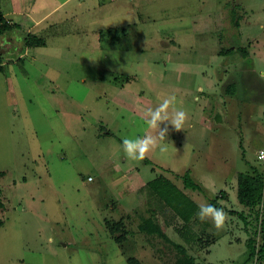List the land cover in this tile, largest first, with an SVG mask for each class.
<instances>
[{"label":"rangeland","instance_id":"1","mask_svg":"<svg viewBox=\"0 0 264 264\" xmlns=\"http://www.w3.org/2000/svg\"><path fill=\"white\" fill-rule=\"evenodd\" d=\"M47 1L64 5L33 32L44 45L25 46L35 30L24 16H8L20 26L0 38V264H172L175 244L198 264L247 263L249 241H264V213L240 204L237 179L264 176V86L247 103L227 97L220 76L232 77L238 57L220 52L231 37L264 50V0ZM0 7L7 14L8 0ZM245 60L264 81V59ZM168 95L187 113L182 129L162 122L167 150L127 158L122 138L158 134L148 113ZM186 172L202 191L185 188ZM161 175L198 205H223L224 226L197 212L185 227L177 213L190 210L187 200L147 187ZM152 215L166 238L140 230ZM119 222L122 244L108 228Z\"/></svg>","mask_w":264,"mask_h":264},{"label":"trees","instance_id":"2","mask_svg":"<svg viewBox=\"0 0 264 264\" xmlns=\"http://www.w3.org/2000/svg\"><path fill=\"white\" fill-rule=\"evenodd\" d=\"M17 28L18 25L10 24L4 19L2 11L0 9V38H4L6 34H10ZM40 45H44V43L38 39L36 40V38L32 37V35H28L27 38H25L26 47L40 46ZM233 52L234 49L230 48L225 52V54H229ZM0 70H2L1 67ZM237 182H238L237 196L241 205L245 206L246 208H249L250 210H254L257 207L259 208L260 206H262V204L264 203V176L262 173H260L258 170H255L253 174L240 173L238 175ZM184 184H185V188L187 189L202 191L201 186L193 181V179L190 177L189 172H186V175H184ZM147 187L151 188L153 190V193H156L161 197L164 196L165 198H169L171 192H176L178 196L181 197V199L187 200V205L190 209L187 213L184 214L177 213V211L179 210L178 204L177 206L171 204V208L184 221L185 227H187L190 223H193L195 214L198 212L197 204L193 200L189 199L187 195H184V193L181 192L179 188H177L174 184H172L168 179H166L164 176L161 175L155 180L147 183ZM213 202L215 203L213 205L219 208L217 202L216 201ZM3 209H4V204L2 203L1 200V191H0V213ZM154 217L155 216L152 215V217L143 220L142 224L139 226L140 230L148 234H158L160 237L166 238V235L163 233L162 230H160L158 223L156 219H154ZM154 220L156 221L157 224L155 223ZM2 224L3 223L0 218V228L2 227ZM263 225H264V221H263ZM108 228L110 230L111 235L114 237L115 241L118 244H122L125 242L127 235L125 234L126 232L124 231H126V228L125 226H123L122 222L115 224L109 223ZM262 231L264 233V227ZM200 240L201 242H204L203 238H201ZM248 245L250 247V253L247 263L245 264H252L255 258L258 259L257 258L258 254H260L261 256L264 254V241L258 249L256 248L257 244L255 242V239L254 240L251 239ZM174 248L177 254H176V261L172 264H198L196 262L195 257L190 255L186 247L179 244H175ZM127 263L142 264V262L135 257L128 258Z\"/></svg>","mask_w":264,"mask_h":264},{"label":"crops","instance_id":"3","mask_svg":"<svg viewBox=\"0 0 264 264\" xmlns=\"http://www.w3.org/2000/svg\"><path fill=\"white\" fill-rule=\"evenodd\" d=\"M70 1L67 0L66 3ZM9 2V8H8V13L4 14L2 8L0 7L3 17L4 19L10 23V24H15L20 26V24L9 20L8 16L12 15V16H16V17H26L28 18V23L31 25V29L35 30V31H30L29 35H33V32H42L44 30H46V27L49 25H53L56 22L52 20V18L57 15V13H59V8L60 6H63L64 4H61L59 7L54 8L53 10H49V6H48V1L47 0H33L32 2H30L28 4L27 0H8ZM69 12H72L69 11ZM66 13V17H70L73 15V13ZM222 25L224 27L230 28L231 29V23L228 27V25H226V23L224 22V20H222ZM232 26H234L233 29H240V25L238 23H235L232 20ZM232 30V29H231ZM240 32V31H239ZM232 34L235 35V33L232 32ZM229 40H231V46L230 48L234 49L233 53H229V54H225V52L227 51H221L220 54L222 55H234L238 57V59H235L234 62H236V66L235 68L236 71L232 74V77L229 78L228 80H226L225 75L224 76H220L222 79V83H225L223 86V89L225 90V95L228 97V95L230 96L229 98L235 100V99H240L242 102L247 103V100L251 101V98H249L250 96H254L257 92H260V90H262V94H263V86H264V81L262 80V78L260 77V75L258 74V72L255 70V66L251 67L250 63L247 64L245 61V59L251 58V55L255 56L258 59H261V61L264 59V50L261 48V46H257L254 47L252 49V51H250V46L248 44V48L243 46V45H238L235 44L236 42L234 41V39L231 37L229 38ZM14 37L13 36H8V41L7 44L9 46H12V42H14ZM11 49V48H10ZM238 49V50H236ZM243 52V53H242ZM235 58V57H234ZM0 67L2 68V64H0ZM261 75L264 76V73L261 72ZM248 77V78H247ZM217 87V85L214 83L213 79H209L208 83H207V88L212 89ZM200 90L203 91V87H199ZM243 89V90H242ZM243 91V95L245 97V99L242 100V92ZM224 92V91H223ZM250 92H255L254 94H250ZM224 94V93H223ZM133 95V94H132ZM210 96V95H209ZM136 100H140L139 97H136ZM246 101V102H245ZM220 117L219 114H216V116H214L211 120H217V118ZM222 120V118H220ZM209 124V123H208ZM212 125H210L211 127ZM232 171V170H231ZM229 180V179H228ZM228 180H225V183H230L228 182ZM210 181V179H209ZM235 181V180H234ZM204 189H208L207 186L203 185ZM221 196L220 198L218 197V199H221L223 201H227L229 198V194L228 192L223 189L220 192ZM197 206L198 203L193 200ZM218 204V203H217ZM219 207H223L220 206V204H218ZM199 209V207H198ZM249 209V208H247ZM232 213V211H230ZM234 214H236L233 211ZM196 217L194 218L195 221ZM193 221V222H194ZM210 225L209 222H206L205 225ZM209 253V251H207ZM194 257V256H193ZM256 258L254 259L252 264H255Z\"/></svg>","mask_w":264,"mask_h":264},{"label":"clouds","instance_id":"4","mask_svg":"<svg viewBox=\"0 0 264 264\" xmlns=\"http://www.w3.org/2000/svg\"><path fill=\"white\" fill-rule=\"evenodd\" d=\"M176 104V96L168 95L157 108L149 110L148 115L150 118L146 121V124L158 134L149 135L146 133L143 136L134 138L127 136L122 138V149L127 158L143 160L146 154L155 148H158L161 153L167 150L166 135L168 128L167 126L161 128V123L168 121L175 129L180 130L187 117V113L183 109L175 107ZM170 106L174 109L171 117L167 113ZM260 159H264V151L260 153ZM198 207L197 216L201 221L211 218L217 229H221L224 226L225 212L222 208H217L212 204H203Z\"/></svg>","mask_w":264,"mask_h":264},{"label":"built area","instance_id":"5","mask_svg":"<svg viewBox=\"0 0 264 264\" xmlns=\"http://www.w3.org/2000/svg\"><path fill=\"white\" fill-rule=\"evenodd\" d=\"M262 151H264V149L259 150L258 158H259V160H261L262 162H264V159H260V153H261ZM89 180L91 181L92 179L89 178ZM263 212H264V203L262 204V213H263ZM255 261H256L255 264H257V259H256Z\"/></svg>","mask_w":264,"mask_h":264}]
</instances>
